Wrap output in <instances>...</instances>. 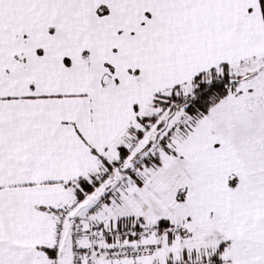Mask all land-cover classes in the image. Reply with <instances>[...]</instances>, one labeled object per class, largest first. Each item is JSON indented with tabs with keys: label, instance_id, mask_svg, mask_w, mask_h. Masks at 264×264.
I'll return each mask as SVG.
<instances>
[{
	"label": "snow or ice",
	"instance_id": "obj_1",
	"mask_svg": "<svg viewBox=\"0 0 264 264\" xmlns=\"http://www.w3.org/2000/svg\"><path fill=\"white\" fill-rule=\"evenodd\" d=\"M0 264H264V0H0Z\"/></svg>",
	"mask_w": 264,
	"mask_h": 264
}]
</instances>
